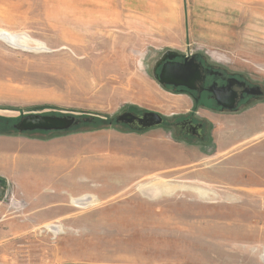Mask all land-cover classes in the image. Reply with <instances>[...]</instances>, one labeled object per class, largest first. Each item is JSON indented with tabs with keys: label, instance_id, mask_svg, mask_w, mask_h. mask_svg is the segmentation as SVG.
I'll use <instances>...</instances> for the list:
<instances>
[{
	"label": "rangeland",
	"instance_id": "374dc122",
	"mask_svg": "<svg viewBox=\"0 0 264 264\" xmlns=\"http://www.w3.org/2000/svg\"><path fill=\"white\" fill-rule=\"evenodd\" d=\"M162 2L0 0V264H264V0ZM183 57L262 95L198 109L158 82Z\"/></svg>",
	"mask_w": 264,
	"mask_h": 264
},
{
	"label": "flooded vegetation",
	"instance_id": "af4514ba",
	"mask_svg": "<svg viewBox=\"0 0 264 264\" xmlns=\"http://www.w3.org/2000/svg\"><path fill=\"white\" fill-rule=\"evenodd\" d=\"M193 57H183L182 59H173V60H168L165 58L162 60V62L159 64L158 69L159 72L161 71L163 65L168 62H174V63H180L183 64L185 59H190ZM194 63L197 65L198 69V78L193 82L192 84V90H188L184 87H170V89L174 90H185L189 92L193 97V102L194 106L198 109H203L206 112H225L228 111L226 109L222 108L223 104H233L234 108L232 111L237 109L238 107L245 105L252 101L254 98H258L262 95V91L259 89V87H256V85H253L249 83L248 81L236 77V76H231L225 71H220L217 69H213L208 67L207 64L204 63L202 59L198 58H193ZM258 88V95H252L249 92L253 91V89ZM232 99V101H231ZM220 103V104H219ZM30 115H38L42 116L40 114H29V115H24L20 117L18 120V117L13 118V125H12V130H16V125L19 122V120L25 116H30ZM47 116V115H45ZM49 116V115H48ZM141 117V116H138ZM195 117H188L185 118L184 120L178 121L177 122H172V126L176 124H181L182 122L187 121L186 128L188 133H195V127L193 125L196 124ZM16 120V121H15ZM190 120L191 123L188 122ZM164 120H162L161 125L156 126V127H161L163 125ZM171 122V121H170ZM9 124V122H8ZM135 125H137L135 123ZM154 127V128H156ZM36 131L32 132H21V133H35ZM39 133V132H37ZM40 133H45L44 131Z\"/></svg>",
	"mask_w": 264,
	"mask_h": 264
},
{
	"label": "water",
	"instance_id": "95a60500",
	"mask_svg": "<svg viewBox=\"0 0 264 264\" xmlns=\"http://www.w3.org/2000/svg\"><path fill=\"white\" fill-rule=\"evenodd\" d=\"M197 78V65L194 63L193 58H190L185 59L183 64L174 62L165 63L159 73L158 82L162 86L174 88L184 87L188 90H192V84ZM257 91L258 88H255L249 93L252 95H258ZM222 108L232 111L234 106L231 102V104H223ZM118 121L128 125L136 123L138 127L142 129L156 127L162 123L161 117L154 113H145L142 117H134L131 114H124L118 118ZM77 123L78 122H75L74 119L30 115L21 118L15 128L19 132L64 131Z\"/></svg>",
	"mask_w": 264,
	"mask_h": 264
},
{
	"label": "trees",
	"instance_id": "16d2710c",
	"mask_svg": "<svg viewBox=\"0 0 264 264\" xmlns=\"http://www.w3.org/2000/svg\"><path fill=\"white\" fill-rule=\"evenodd\" d=\"M88 118H91L92 119V122L90 123H86V124H83V125H86L87 127L89 126H94V125H100L101 127H107L108 124H109V121L105 120V119H101L100 117H88ZM11 119V118H10ZM16 121V120H15ZM0 122H5V120L0 117ZM10 122V120H7V123Z\"/></svg>",
	"mask_w": 264,
	"mask_h": 264
},
{
	"label": "bare ground",
	"instance_id": "6f19581e",
	"mask_svg": "<svg viewBox=\"0 0 264 264\" xmlns=\"http://www.w3.org/2000/svg\"><path fill=\"white\" fill-rule=\"evenodd\" d=\"M173 1V0H172ZM171 0H163V2H162V4H163V6L165 7V8H167V9H169V11H171V12H173L174 10H173V7H172V5H171ZM1 37V36H0ZM5 37V36H4ZM8 39H9V37H8ZM7 39V40H8ZM10 40H14L13 38H11ZM15 41V40H14ZM7 42H9V40L7 41Z\"/></svg>",
	"mask_w": 264,
	"mask_h": 264
},
{
	"label": "crops",
	"instance_id": "0c3cea01",
	"mask_svg": "<svg viewBox=\"0 0 264 264\" xmlns=\"http://www.w3.org/2000/svg\"><path fill=\"white\" fill-rule=\"evenodd\" d=\"M0 140H11V139H9V138H7V137H0ZM22 147H23V146H22ZM4 166H5V165H4ZM4 166L1 165V168H2L5 172H7L6 169L4 168Z\"/></svg>",
	"mask_w": 264,
	"mask_h": 264
}]
</instances>
